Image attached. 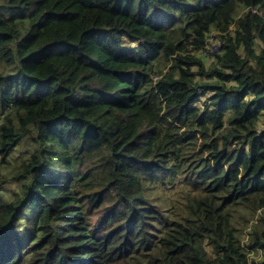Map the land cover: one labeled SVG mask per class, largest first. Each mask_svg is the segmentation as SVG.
I'll return each instance as SVG.
<instances>
[{
  "label": "trees",
  "instance_id": "1",
  "mask_svg": "<svg viewBox=\"0 0 264 264\" xmlns=\"http://www.w3.org/2000/svg\"><path fill=\"white\" fill-rule=\"evenodd\" d=\"M18 150L0 264H248L264 0H0V168Z\"/></svg>",
  "mask_w": 264,
  "mask_h": 264
},
{
  "label": "rangeland",
  "instance_id": "2",
  "mask_svg": "<svg viewBox=\"0 0 264 264\" xmlns=\"http://www.w3.org/2000/svg\"><path fill=\"white\" fill-rule=\"evenodd\" d=\"M230 31H235V27H232L230 29ZM217 34L215 32H213L211 34V38L206 40V44L205 46L198 52L196 53H192L193 56L199 58L202 60L203 64H204V68L206 70H212L214 68V66L217 65L218 63V59L217 56H221L222 55V42L220 41L219 38H217ZM259 53V51H258ZM183 55L186 56L188 54H184V53H177L175 55L179 56V55ZM199 68L193 66L192 67V71L193 72H199ZM167 71H165L166 73ZM208 82V79L203 78L201 80V82ZM210 94H208L209 96ZM20 151H16L9 159L10 164H12L11 167H5V168H0V171L2 172L3 175L9 176L10 172L13 171V165L17 164L18 161H16L19 156H20ZM17 191V186L13 185V184H8L7 185V191L5 193V196L7 198L11 197V195ZM182 195H177L174 198L176 200H180ZM262 213H264L263 210L258 211L257 213V217L260 216ZM256 220V219H255ZM251 221V223L249 224V228L248 230L245 231V234L242 235V243L246 249L247 254V259H248V264H264V252L261 249H251L249 248L247 245L249 243L250 240V236H249V231L252 228V223H254V221Z\"/></svg>",
  "mask_w": 264,
  "mask_h": 264
}]
</instances>
